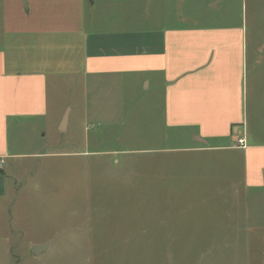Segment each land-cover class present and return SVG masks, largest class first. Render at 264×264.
<instances>
[{
  "label": "rangeland",
  "instance_id": "374dc122",
  "mask_svg": "<svg viewBox=\"0 0 264 264\" xmlns=\"http://www.w3.org/2000/svg\"><path fill=\"white\" fill-rule=\"evenodd\" d=\"M96 1L87 10L106 15L111 28L244 23L249 39L264 40V0ZM135 75L50 79L47 116L10 123L9 151L21 155L4 158L2 168L0 264H264V191H244L240 155L179 149L194 141L186 132L173 136L160 93L149 95ZM147 161L175 170L183 182L169 208L170 188L141 184ZM162 215L179 219L184 236L147 237L168 233L156 228ZM207 220L226 226L219 228L226 236L207 237L215 228ZM49 240L35 255L33 244Z\"/></svg>",
  "mask_w": 264,
  "mask_h": 264
},
{
  "label": "crops",
  "instance_id": "0c3cea01",
  "mask_svg": "<svg viewBox=\"0 0 264 264\" xmlns=\"http://www.w3.org/2000/svg\"><path fill=\"white\" fill-rule=\"evenodd\" d=\"M87 5L93 10L97 1L0 0V157L21 155L9 151L10 123L22 118L28 124L26 119L47 116L50 79L70 73L141 74L145 91L151 96L160 93L165 125L173 130V136L186 132L194 141L192 146L179 149L236 152L242 158L244 191L252 190L261 197L264 40L249 39L244 23L176 24L137 32L126 25L111 28L106 15L88 11ZM121 19L124 24L125 19ZM66 112L57 123L59 129ZM68 123L69 118L66 127ZM240 139H244V146ZM141 152L170 153L164 149ZM147 164L141 166V184L148 191L170 188L166 194L169 208L183 182L177 181L178 172L165 170L169 167H162L159 161L156 165L161 167ZM2 170L0 198L5 196L7 182ZM159 217L156 228L168 233L147 237L184 236L179 219ZM206 222V226L215 227L206 230L210 232L207 237L226 236L219 233L220 227L226 228L222 223Z\"/></svg>",
  "mask_w": 264,
  "mask_h": 264
},
{
  "label": "water",
  "instance_id": "95a60500",
  "mask_svg": "<svg viewBox=\"0 0 264 264\" xmlns=\"http://www.w3.org/2000/svg\"><path fill=\"white\" fill-rule=\"evenodd\" d=\"M68 120V112L65 113L64 117H63V121H62V126L61 129L65 130L66 128V123ZM52 240H49L43 244H33V252L35 255H40L41 253L45 252L52 244Z\"/></svg>",
  "mask_w": 264,
  "mask_h": 264
},
{
  "label": "built area",
  "instance_id": "2783aa9c",
  "mask_svg": "<svg viewBox=\"0 0 264 264\" xmlns=\"http://www.w3.org/2000/svg\"><path fill=\"white\" fill-rule=\"evenodd\" d=\"M239 144L244 146L245 145L244 139H240ZM4 163H5L4 157H0V169L3 168Z\"/></svg>",
  "mask_w": 264,
  "mask_h": 264
}]
</instances>
